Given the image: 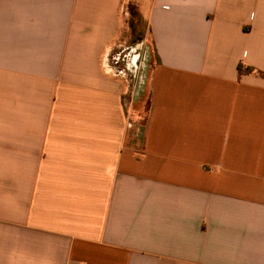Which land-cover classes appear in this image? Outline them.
Returning <instances> with one entry per match:
<instances>
[{"label": "crops", "instance_id": "1", "mask_svg": "<svg viewBox=\"0 0 264 264\" xmlns=\"http://www.w3.org/2000/svg\"><path fill=\"white\" fill-rule=\"evenodd\" d=\"M0 264H264V0H0Z\"/></svg>", "mask_w": 264, "mask_h": 264}, {"label": "rangeland", "instance_id": "2", "mask_svg": "<svg viewBox=\"0 0 264 264\" xmlns=\"http://www.w3.org/2000/svg\"><path fill=\"white\" fill-rule=\"evenodd\" d=\"M131 46L132 45L128 44L126 46H122L121 49H117L115 53L111 54L109 60H110V64L112 65L114 69L113 72H115V70L119 72L118 76L124 77L125 81L129 85V91L126 96L127 104L129 107L128 109L129 121L134 123L135 125L137 124L138 126H140L142 125L146 117L147 111H148V90H147L148 84H147V77L146 79L144 77L145 71H146L147 60L144 63L143 61H141L144 50H141L139 55H133L134 64L132 65L133 67L132 72L134 73V75L132 78V76L130 75L131 72L129 71L130 70L129 67L128 69L125 68L124 63H123L125 60L124 59V56L126 55L125 53H127V51L130 49ZM130 55L132 57V54ZM138 61L139 63L142 62L143 64L141 63L139 69L138 70L135 69V72H134V65L138 66ZM141 73L143 75L142 76L143 82L140 84L139 77L141 76Z\"/></svg>", "mask_w": 264, "mask_h": 264}, {"label": "flooded vegetation", "instance_id": "3", "mask_svg": "<svg viewBox=\"0 0 264 264\" xmlns=\"http://www.w3.org/2000/svg\"><path fill=\"white\" fill-rule=\"evenodd\" d=\"M141 50H144V47L142 45L135 44V45H133V46L130 47V49L127 51V53H125L126 55L124 56V59H125L124 62H123L124 63V66L127 69L129 67V69H130L129 71L131 72L130 75L132 76V78H133V75H134V73L132 72V68H133L132 65L134 64L133 55H139V53L141 52ZM130 54H132V57H131ZM146 60H147L146 57H144V59L142 60L143 63L146 62ZM142 76L143 75L141 73V76L139 77V83L140 84L143 82V77Z\"/></svg>", "mask_w": 264, "mask_h": 264}, {"label": "trees", "instance_id": "4", "mask_svg": "<svg viewBox=\"0 0 264 264\" xmlns=\"http://www.w3.org/2000/svg\"><path fill=\"white\" fill-rule=\"evenodd\" d=\"M237 71H238L239 74H244V73H250V72H252V70L250 68H243L242 65H239L237 67Z\"/></svg>", "mask_w": 264, "mask_h": 264}, {"label": "water", "instance_id": "5", "mask_svg": "<svg viewBox=\"0 0 264 264\" xmlns=\"http://www.w3.org/2000/svg\"><path fill=\"white\" fill-rule=\"evenodd\" d=\"M148 57V49L147 48H144V53H143V57H142V60L144 59V57ZM140 57V56H138ZM139 62V61H138ZM137 69V68H136Z\"/></svg>", "mask_w": 264, "mask_h": 264}, {"label": "built area", "instance_id": "6", "mask_svg": "<svg viewBox=\"0 0 264 264\" xmlns=\"http://www.w3.org/2000/svg\"><path fill=\"white\" fill-rule=\"evenodd\" d=\"M141 61H142V59H141ZM142 62H138V66H136V65H134V72H135V69L137 68V70L139 69V67H140V64H141ZM137 74V73H136Z\"/></svg>", "mask_w": 264, "mask_h": 264}]
</instances>
